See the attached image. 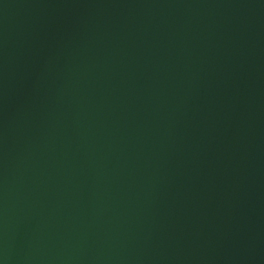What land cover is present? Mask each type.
<instances>
[{
  "label": "water",
  "instance_id": "water-1",
  "mask_svg": "<svg viewBox=\"0 0 264 264\" xmlns=\"http://www.w3.org/2000/svg\"><path fill=\"white\" fill-rule=\"evenodd\" d=\"M0 264H264V0H0Z\"/></svg>",
  "mask_w": 264,
  "mask_h": 264
}]
</instances>
